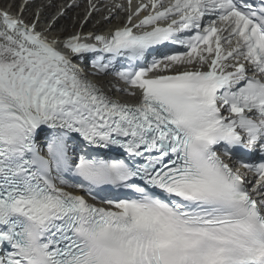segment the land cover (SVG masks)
<instances>
[{
	"label": "snow or ice",
	"instance_id": "6c2138e0",
	"mask_svg": "<svg viewBox=\"0 0 264 264\" xmlns=\"http://www.w3.org/2000/svg\"><path fill=\"white\" fill-rule=\"evenodd\" d=\"M35 2L0 8V264H264V0Z\"/></svg>",
	"mask_w": 264,
	"mask_h": 264
},
{
	"label": "bare ground",
	"instance_id": "6f19581e",
	"mask_svg": "<svg viewBox=\"0 0 264 264\" xmlns=\"http://www.w3.org/2000/svg\"><path fill=\"white\" fill-rule=\"evenodd\" d=\"M4 2H9V3L11 2L15 5L20 4V0H0V6H2L4 4ZM48 2H51V0H36V2L34 4H32L31 7L28 9L27 13H25L26 17L30 18V15L32 16L39 9L42 17L47 16L50 18L51 15L54 12L56 13L57 11H59L60 6L67 3L68 0H55V3H56L55 8L46 7ZM88 4L89 3H87V0H85V2H83L81 4V7L76 8V9L69 12V16H70L69 20L62 21V23H65V25L68 26L70 31H73V29L80 28V23H81V21L84 20L85 15L87 13L86 11H87V9H89ZM77 10H79V11H77ZM76 13H77V16L75 15ZM105 13H106V11L104 12V14ZM107 13H109V12H107ZM121 22H122L121 19L114 18V19H112L111 23L103 22L101 25H100V23H97V24L96 23H86L84 29L97 32L99 30L108 29V28H111L113 26L116 27L118 24H121ZM87 26H89V27H87ZM98 80L101 81L103 79H98ZM126 98L127 99H134V98L128 97V96H126Z\"/></svg>",
	"mask_w": 264,
	"mask_h": 264
},
{
	"label": "rangeland",
	"instance_id": "374dc122",
	"mask_svg": "<svg viewBox=\"0 0 264 264\" xmlns=\"http://www.w3.org/2000/svg\"><path fill=\"white\" fill-rule=\"evenodd\" d=\"M54 15V14H53Z\"/></svg>",
	"mask_w": 264,
	"mask_h": 264
}]
</instances>
